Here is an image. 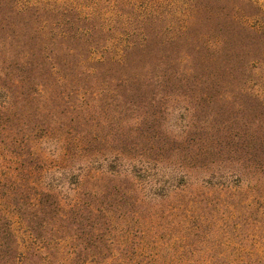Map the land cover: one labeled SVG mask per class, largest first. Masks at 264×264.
I'll return each mask as SVG.
<instances>
[{
    "label": "trees",
    "instance_id": "16d2710c",
    "mask_svg": "<svg viewBox=\"0 0 264 264\" xmlns=\"http://www.w3.org/2000/svg\"><path fill=\"white\" fill-rule=\"evenodd\" d=\"M155 3L0 0V14L14 26L26 19L44 36L45 17L53 21L46 33L53 62L46 47L35 51L36 64L13 48L3 56L7 42L0 38V264H53L49 251L56 264H264V208L251 205L264 200V173L249 171L243 151L234 149L194 186L196 158L181 161L175 153L178 161L169 165L161 152L152 158L151 147L132 141L143 119L129 118L114 133L101 126L102 95L168 98L199 86L180 58L171 64L166 56L169 44L185 40L190 14L173 10L169 21L153 11ZM154 40L163 55L152 66ZM31 79L34 95L53 85V129L41 142L51 141V153L13 126ZM146 106L155 105L119 103L128 111ZM133 227L137 240L130 238Z\"/></svg>",
    "mask_w": 264,
    "mask_h": 264
},
{
    "label": "rangeland",
    "instance_id": "374dc122",
    "mask_svg": "<svg viewBox=\"0 0 264 264\" xmlns=\"http://www.w3.org/2000/svg\"><path fill=\"white\" fill-rule=\"evenodd\" d=\"M44 1L53 5V0ZM152 1L156 2L153 11L160 10L169 21H174L173 10H178L179 15L190 14L192 23L185 40L175 47L169 44L166 56L171 64L180 58L187 69L193 70V78L199 86L182 96L168 98H150L149 93L140 92L137 96L106 101L102 95L98 113L100 119L107 118V122L101 121V126L105 132L114 133L127 126L129 118L143 119L141 126L133 131L132 141L139 140L142 148L151 147L148 152L152 158L159 154L156 152H161L169 165L178 161L175 153L181 161L196 158L190 169L194 186L205 174L215 170L222 158L235 154L234 149L244 152L240 154L250 172L264 173V156L260 149L264 145V0H161V8L157 6L159 0ZM45 20L50 35L53 21L47 17ZM34 28L35 24L26 19L14 26L12 20L0 14V38L7 42L3 56L13 48L15 55L20 53L28 63L36 64L40 60L35 51L46 47L48 61L53 62V44L47 41V31L40 36ZM151 45L148 61L155 66L163 49L156 40ZM118 83L121 82L110 80V85ZM32 87L31 79L23 96H19L18 120L13 126L18 123V130L25 139L32 138L41 152L51 153V141L44 145L41 142L46 140V130L53 129V85L45 95H34ZM90 96L85 102L93 101ZM67 98L70 104L75 100L74 95ZM119 103H154L155 106L128 111V107L120 109ZM201 147L210 150L199 154ZM159 148H163L162 151ZM218 152L221 153L217 155ZM222 153L225 155L220 157ZM240 154L235 156L236 160ZM165 173L171 175L172 171L168 169ZM250 189L253 186L250 185ZM259 189L264 192V181ZM251 205L252 209L264 208V200L253 199ZM130 233L131 239H139L135 227ZM82 236L84 239L85 235ZM46 255L50 256V263L59 262L53 251Z\"/></svg>",
    "mask_w": 264,
    "mask_h": 264
}]
</instances>
